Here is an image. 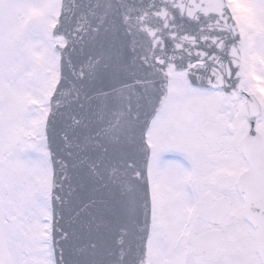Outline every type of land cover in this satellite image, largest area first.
I'll list each match as a JSON object with an SVG mask.
<instances>
[{
	"label": "snow or ice",
	"instance_id": "1",
	"mask_svg": "<svg viewBox=\"0 0 264 264\" xmlns=\"http://www.w3.org/2000/svg\"><path fill=\"white\" fill-rule=\"evenodd\" d=\"M230 20L216 32H229ZM92 32L95 49L99 27ZM237 35L233 28L231 36H202L199 47L193 38L186 57L164 49L129 58L122 48L103 43L95 51L81 45L77 52L73 39L63 40L59 55L67 71L56 81L42 133L27 147L35 154L28 161L31 172L38 176L45 164L51 171V184L39 200L49 211L42 216L38 208L18 222L0 215V264H153L151 246L162 222L157 169L172 164L183 169L191 155L210 172L234 168L247 174L245 180L264 174V144L251 153L230 132L237 105L264 107L256 104L247 65L236 58ZM174 51L185 50L177 44ZM102 68L112 70L103 84L97 82ZM88 110L98 111L101 119L117 117L107 130L111 153L83 115ZM258 117L259 112L248 119L249 137L257 135ZM106 159L118 163L101 183ZM245 249L248 259L222 264H264V235Z\"/></svg>",
	"mask_w": 264,
	"mask_h": 264
},
{
	"label": "rangeland",
	"instance_id": "2",
	"mask_svg": "<svg viewBox=\"0 0 264 264\" xmlns=\"http://www.w3.org/2000/svg\"><path fill=\"white\" fill-rule=\"evenodd\" d=\"M11 1H16L17 3L19 0ZM238 1L242 2V0ZM244 2L251 5L248 6L250 8L249 13H247L246 10L244 13L237 5L236 7H231V10L236 16L238 26L240 27L243 35L242 51L244 64L247 65L249 69V78L255 82L254 91L258 95L261 104L264 105V0H262L261 3H258L259 5H262V11L260 9V12L258 11V4V7H252L255 0H244ZM48 3H50L49 9L46 12L45 9L48 6ZM6 4L7 1L2 0V2H0V9L5 11L7 9ZM59 7L60 0L41 1L40 6L33 10L35 19L31 18L29 23L24 26L26 30H23V26L18 24L14 33L15 46L22 54L20 58L18 57L19 61L22 60L20 62V68H24L26 70L25 81L27 85L25 86L28 89L34 90V100L38 105V108H36L37 117H35V119L40 120V130L36 134V139L37 136L42 133L44 119L48 113L49 97L53 91L56 81L58 80V53L54 50L55 42L51 36V29L56 22ZM257 16L258 18H256ZM23 44L27 46L24 47ZM0 55H2L1 51ZM53 73H55V76H53ZM35 88H37V90ZM243 112H245L244 105H237L233 113V119L235 120L234 124L243 122L239 118L240 113ZM243 127H245V125L243 126V124H241L239 128L243 129ZM257 129L260 130L264 136V107H262V114L258 118ZM178 158L180 159L181 157ZM187 164L188 160L185 157L184 168L178 169L181 174L175 178L179 179V182H182V185L180 183L171 185L161 183V174L159 175L160 172L158 170L155 171L157 192L159 193L158 210L162 208L163 216L160 217L164 219V224L161 228L162 232L161 235H159L160 237H158L160 231L158 232V230H156V235L153 238L154 245H156V238L158 237L159 241L157 242L164 240L162 243L164 245V251L166 250L168 252L171 246L177 249L174 252L177 253V257H180V259H183L186 256L190 257L191 255L188 256V253H190L192 247V237L196 231L204 229V226L196 227L195 224L199 219L205 220V212H203L202 208L208 203L207 198L209 196V192H211V195H215L214 198L219 196L227 197L228 200L232 202L233 208L229 215L224 219L222 225L219 227V230L222 232L224 237L223 248L218 258L210 264H222L223 261L228 259H248L249 257L247 255L245 245L249 241L254 240V231L242 217L243 203L235 190V186L227 190L217 189V191L214 192L212 190L213 185L210 184L208 185L209 187L206 191L208 192L207 194L204 193L203 196H197L196 191H194V186H196L194 183H196V179L193 180L186 178ZM45 167L47 168V164H45ZM167 170L173 172L174 174H179V171L174 166L166 168V172H168ZM231 170L233 172L232 176L235 180L239 176L240 172L234 168H230L229 172H231ZM202 171H204V169ZM202 171L200 170V172ZM217 172L219 173V170H217ZM163 187L169 190L166 191L164 189L165 193H167L166 195L168 196L169 192L170 196L163 198L162 201V193L160 189ZM179 192L184 193L185 201L183 202L180 197V212H178L177 207H175V211H177L173 212L175 204L174 195ZM17 200V205L13 208L8 207L5 211H8L7 214H9L10 222L25 221L30 218L38 208L42 216L46 212V208H41L39 205L40 198L34 203H31V199L30 197L28 198L27 191L25 189L24 196H18ZM193 209H195V212L192 211ZM157 228L160 229V226L158 225ZM165 239L169 242L170 246H168ZM156 250H158V246L156 247ZM151 251L154 252L152 246ZM151 251L150 257L153 264H160L164 260L166 254L163 256L162 253L158 254L156 251L155 255L153 253L152 255L154 256H152ZM174 255L175 254H168V256ZM190 258L191 259L188 261L192 262L191 264H198L197 260L192 257ZM251 259H255V257L253 256Z\"/></svg>",
	"mask_w": 264,
	"mask_h": 264
},
{
	"label": "bare ground",
	"instance_id": "3",
	"mask_svg": "<svg viewBox=\"0 0 264 264\" xmlns=\"http://www.w3.org/2000/svg\"><path fill=\"white\" fill-rule=\"evenodd\" d=\"M4 1H7V9L5 11L0 9V51L2 53L0 55V215L8 219L6 209L17 205L18 196H24V189L31 203L41 198V192L48 191L51 171L49 173L44 167L37 176L31 172L28 164V161L35 156L27 150L28 143L35 141L40 120L35 119L36 108H38L34 100L35 92L25 86L27 85L26 70L20 68L22 60L19 61L18 57L20 58L22 54L17 50L14 38L17 25H22L23 30H26L24 26L31 18L35 19L33 10L45 0H19L17 3L11 0ZM261 2L262 0H255V5L258 6ZM49 4L45 9L46 12ZM23 46L27 45L23 44ZM164 189V187L160 189L163 195L162 201L166 197ZM158 212L160 216H163L162 208ZM163 224L164 219L159 225L160 229L157 228L158 232L160 231L158 237L161 235ZM158 237L157 241H159ZM157 241L158 248L164 252V247H159ZM165 252L169 251L165 250ZM160 264L181 263L179 260L169 259V261L163 260Z\"/></svg>",
	"mask_w": 264,
	"mask_h": 264
},
{
	"label": "water",
	"instance_id": "4",
	"mask_svg": "<svg viewBox=\"0 0 264 264\" xmlns=\"http://www.w3.org/2000/svg\"><path fill=\"white\" fill-rule=\"evenodd\" d=\"M63 4H64V0H62V8H61V14L63 12ZM61 19V16L59 17ZM59 19V23L56 25L55 29L53 30V35H55V39L57 41L61 40L62 37H64L65 39H67L68 37V30L67 29H63L62 24L60 22ZM56 49L61 52V47L57 46ZM252 99V98H250ZM250 108V115L249 117H253V116H257V113L259 112V108H257L256 106H249ZM248 141H249V148L251 153H255V147L253 145V137H249L248 136ZM243 181V180H242ZM244 181H246L244 179ZM241 183V181H240ZM261 180H257L256 179V183L255 185V194H254V199L250 200L251 197H247L248 194L247 192L243 191V188L240 189V193L242 195V197L244 198L245 201V207H246V211L245 214L247 216V218L251 221V223L253 224V226L256 229L257 232V241L260 240L261 236L264 235V219L261 216V214L264 212H260L259 216L255 214L254 209L257 208H264V203H263V193H264V183L260 184ZM241 185H243L241 183ZM261 191L259 195H257L258 191ZM258 196V197H257ZM258 200V204H256V201ZM228 206V205H227ZM226 212H216V217L218 218L217 221L219 222L220 217ZM262 217V219H261ZM220 244V239L219 236L217 234V232L212 231L211 233L206 234L205 236L200 237L197 240V249L201 248L203 249L204 247H206V253L209 255L211 254V256L215 253L216 249H217V245ZM257 248H259V244L257 243Z\"/></svg>",
	"mask_w": 264,
	"mask_h": 264
}]
</instances>
